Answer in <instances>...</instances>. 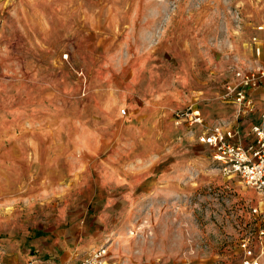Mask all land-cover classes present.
Listing matches in <instances>:
<instances>
[{
  "label": "rangeland",
  "instance_id": "374dc122",
  "mask_svg": "<svg viewBox=\"0 0 264 264\" xmlns=\"http://www.w3.org/2000/svg\"><path fill=\"white\" fill-rule=\"evenodd\" d=\"M260 26L264 0H0V264L49 260L56 240L75 264L100 247L102 264L260 250L264 196L184 120L251 141L264 91L252 115L226 93L264 66Z\"/></svg>",
  "mask_w": 264,
  "mask_h": 264
},
{
  "label": "built area",
  "instance_id": "2783aa9c",
  "mask_svg": "<svg viewBox=\"0 0 264 264\" xmlns=\"http://www.w3.org/2000/svg\"><path fill=\"white\" fill-rule=\"evenodd\" d=\"M259 30L264 31V26H260ZM255 48L256 53L260 55L261 46L257 43ZM63 56L68 58L67 53ZM235 80L234 85L227 87L226 95L231 98V102L235 104L241 115L254 114L258 102L252 91L264 86V66L250 70H236ZM122 112L125 113L126 110ZM183 116L179 117L182 119ZM185 117L184 120L191 126H202L197 132V140L213 150V159L221 170L239 176L246 185L255 188L264 196V109L259 116L260 120L251 125L252 139L248 143L240 141L239 132L232 126L219 123L205 126L199 110L193 109L187 112ZM253 211L264 216V210L259 207H255ZM259 237L261 249L258 251L249 241L242 242L244 257L242 264H263L264 228L259 230ZM106 255L107 250L100 247L83 256L79 264H102ZM29 264H34V261H30Z\"/></svg>",
  "mask_w": 264,
  "mask_h": 264
},
{
  "label": "crops",
  "instance_id": "0c3cea01",
  "mask_svg": "<svg viewBox=\"0 0 264 264\" xmlns=\"http://www.w3.org/2000/svg\"><path fill=\"white\" fill-rule=\"evenodd\" d=\"M263 91H264V86L260 87L259 89H256V90L252 91L253 94L256 96L257 101L259 99V96L263 95ZM59 246L63 247L64 243H62L61 241L56 240L55 243L52 244L51 247H49V249L45 248L44 253H46V254H51L52 253V258L51 259L42 261L39 257L33 256V258H31L30 261H34V264H36V263H39V264H58L59 262H62L63 260H65L64 263H62V264H75L76 262H71L70 263V260L73 257L70 254L71 251L70 250L69 251L65 250V252H63L61 254L60 253V252H62L61 250L57 251ZM0 258H2V254H0Z\"/></svg>",
  "mask_w": 264,
  "mask_h": 264
},
{
  "label": "bare ground",
  "instance_id": "6f19581e",
  "mask_svg": "<svg viewBox=\"0 0 264 264\" xmlns=\"http://www.w3.org/2000/svg\"><path fill=\"white\" fill-rule=\"evenodd\" d=\"M260 195V194H259Z\"/></svg>",
  "mask_w": 264,
  "mask_h": 264
}]
</instances>
